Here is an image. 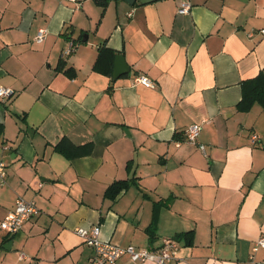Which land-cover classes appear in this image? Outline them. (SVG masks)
<instances>
[{"label": "crops", "instance_id": "obj_1", "mask_svg": "<svg viewBox=\"0 0 264 264\" xmlns=\"http://www.w3.org/2000/svg\"><path fill=\"white\" fill-rule=\"evenodd\" d=\"M180 1L0 0V86L14 90L0 98V222L17 198L39 208L17 232L0 229V264H91L74 229L94 224L123 247L157 249L181 233L170 264L264 262L253 250L264 234V109H237L242 82L264 71V0H188L184 13ZM101 45L129 73L95 71ZM192 123L195 143L183 135ZM63 137L91 151L68 157ZM122 179L129 186L106 197Z\"/></svg>", "mask_w": 264, "mask_h": 264}, {"label": "built area", "instance_id": "obj_2", "mask_svg": "<svg viewBox=\"0 0 264 264\" xmlns=\"http://www.w3.org/2000/svg\"><path fill=\"white\" fill-rule=\"evenodd\" d=\"M76 1V0H70ZM190 1L181 0L178 6V12H187L190 8ZM264 33V29H262ZM46 34V30L41 28L37 31L34 40L41 42ZM72 45L69 46L68 52L71 50ZM137 83L144 86H152V80L146 75H138L135 77ZM14 93V90L10 87L0 86V98H5ZM200 123H192L186 127L183 131L184 140L187 142L195 143L200 133ZM256 136H253L255 139ZM179 142H177V145ZM198 148L206 153V145L204 143H198ZM5 163L0 162V180H4L5 176ZM39 212V208L33 201H29L23 198H17L13 209L7 212L4 218L0 222V229L7 233H15L21 229L25 221L30 219L33 215ZM75 233L79 235L86 243L92 246L94 250V256L91 264H106L113 263L123 255H127L130 259L138 262H145L148 260L153 261L155 264H170L171 261L176 259L179 242L174 237H165L162 240V244L157 249L151 248H136L132 245L123 247L115 244L111 241H104L99 238L100 227L98 224H94L90 227H76ZM259 248L264 249V234L260 235L253 245V250L256 251ZM256 264H264V262H257Z\"/></svg>", "mask_w": 264, "mask_h": 264}, {"label": "trees", "instance_id": "obj_3", "mask_svg": "<svg viewBox=\"0 0 264 264\" xmlns=\"http://www.w3.org/2000/svg\"><path fill=\"white\" fill-rule=\"evenodd\" d=\"M116 51L106 45H101L98 49L96 60L93 64V69L105 75H112L113 63ZM254 103H258L264 109V71H260L255 77L242 82V97L237 103V109L240 111L248 110ZM56 148L66 154L68 157L86 155L91 151V144L86 143L82 145L73 144L68 138L63 137L56 144ZM128 179L115 180L106 189L105 196L114 198L122 190L129 186ZM159 205L162 204L158 202ZM157 203V205H158ZM158 208V206H156ZM155 218L150 225V232L155 227ZM185 235L189 238L192 236V230L185 231ZM153 238L152 234H150ZM181 236L175 235L174 238L179 240Z\"/></svg>", "mask_w": 264, "mask_h": 264}, {"label": "water", "instance_id": "obj_4", "mask_svg": "<svg viewBox=\"0 0 264 264\" xmlns=\"http://www.w3.org/2000/svg\"><path fill=\"white\" fill-rule=\"evenodd\" d=\"M126 1H128L129 3L134 2V0H126ZM129 71H130V68L127 65L124 57L121 54H116L114 58L112 78L116 79L124 73H129Z\"/></svg>", "mask_w": 264, "mask_h": 264}]
</instances>
